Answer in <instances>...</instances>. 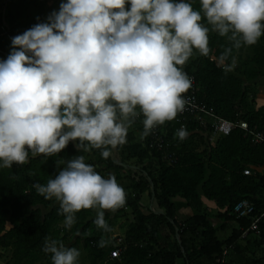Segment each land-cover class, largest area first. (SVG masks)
I'll use <instances>...</instances> for the list:
<instances>
[{"label":"trees","instance_id":"1","mask_svg":"<svg viewBox=\"0 0 264 264\" xmlns=\"http://www.w3.org/2000/svg\"><path fill=\"white\" fill-rule=\"evenodd\" d=\"M52 1L0 0L12 36L45 22L55 8L50 5ZM188 2L194 10H200V0ZM201 23L209 28V54L203 56L194 49L185 64L177 67L189 78L195 77L199 99L218 115L232 121L244 120L264 130V107L255 105L259 81L264 79V35L255 44L233 48L225 63L220 56L232 41L213 31L203 15ZM11 47V39L2 34L0 24V59L7 58ZM176 119L177 115L160 125L161 133L171 142L169 150L175 152L172 161L149 145L150 134L142 137L143 119H137L128 127L126 142L110 148L107 158L101 155L102 149L87 141L79 148L70 141L60 153L33 156L29 151L27 163L0 168V261L52 264L51 254L42 250L48 238L85 253L88 264L263 263L264 252L256 256L250 247L264 251V219L259 222V234L249 230L243 237V232L264 210V145L254 143L241 128L229 135L214 136L211 125L202 126L193 120L187 122L183 129L187 135L181 139ZM76 156H83L85 163L92 164L103 177L111 175L116 182H127L119 185L125 192L124 204L104 212L107 230L94 223L95 208L79 210L71 227H66L60 202L38 190ZM246 168L252 173L245 174ZM177 197L185 199L196 214L181 219ZM203 197L216 204L215 214L208 210ZM145 198L153 207L144 203ZM242 199L255 206L250 216L234 213V206ZM214 215L224 224L214 226L210 219ZM119 217L126 222L125 243L121 255L111 257L112 226ZM229 221L237 227L222 240L218 232ZM237 255L240 257L235 259Z\"/></svg>","mask_w":264,"mask_h":264},{"label":"clouds","instance_id":"2","mask_svg":"<svg viewBox=\"0 0 264 264\" xmlns=\"http://www.w3.org/2000/svg\"><path fill=\"white\" fill-rule=\"evenodd\" d=\"M62 0L45 22L11 38L0 59V168L27 163L32 155L51 156L67 144L87 141L102 149L126 142L132 119L143 115L142 137L173 120L184 108L190 79L184 65L198 50L207 56L209 28L232 41L252 45L264 35V0ZM137 108L139 111H137ZM179 138L187 133L178 130ZM38 190L55 197L66 227L81 209L95 208L94 223L104 230L105 209L125 202V192L99 174L83 156L67 161ZM52 264H78L80 252L55 239L42 249Z\"/></svg>","mask_w":264,"mask_h":264},{"label":"built area","instance_id":"3","mask_svg":"<svg viewBox=\"0 0 264 264\" xmlns=\"http://www.w3.org/2000/svg\"><path fill=\"white\" fill-rule=\"evenodd\" d=\"M0 24L2 34H8L10 39L13 37L10 33L9 26L5 20V8L0 10ZM214 59V58H212ZM190 87L182 93L184 98V108L182 111L177 113L176 121L180 124L181 129L186 127V124L189 120L199 122L202 126L211 125L214 129V136L216 135H229L235 128H241L244 130L246 135H250L252 141L257 144L264 145V130L257 128V126H251L249 122L241 121H232L218 115L215 109L211 106H208L206 102H203L198 97V86L194 76L190 78ZM139 111V109H137ZM137 119H144L142 113L132 118L136 121ZM149 145L153 148H158L163 151V158L170 161L175 159V152L171 149V142L166 139V137L161 133L160 125L154 127L149 133ZM245 174H251L252 171L249 168L244 170ZM255 211V206L252 202L247 199L240 200L234 206V213L238 217L250 216ZM264 219V210L260 212L253 220L252 226L250 229H244L243 237H245L249 230L256 231L260 233L259 222ZM113 242V249L111 250V257H118L121 255L124 248L125 238L122 235H113L111 236ZM227 253V250L224 251V254Z\"/></svg>","mask_w":264,"mask_h":264},{"label":"crops","instance_id":"4","mask_svg":"<svg viewBox=\"0 0 264 264\" xmlns=\"http://www.w3.org/2000/svg\"><path fill=\"white\" fill-rule=\"evenodd\" d=\"M59 1L60 0H54L55 3L53 1L50 3L52 8L55 7L54 10H56V8L60 5L61 1L60 2ZM255 103H256L255 105L258 108L264 107V79L262 81H259V93H258V96L256 98ZM140 134H141L140 132L137 133L138 137L140 136ZM262 170H264V167L262 168ZM117 184L118 185H125V184H127V182L118 181ZM203 200L207 204L208 210L211 212V214L212 213L215 214V210L217 208L216 204L213 201H209L205 197H203ZM144 203L148 204V205L150 204V206H153L152 202H149V199H147V198L144 199ZM175 203H176L177 208H178V215L181 219L186 220V219L190 218L193 214H196V211H194L188 207L187 201L185 199H183L181 197H177L175 199ZM103 211L104 212H110V211H113V209H105ZM95 215H97V209H95ZM210 219L212 220L214 226H219L224 222V220L219 219L215 215L212 216ZM125 223L126 222H125L124 217H119V218H117V220H114V225L112 226L113 230H112L111 236L116 235V234L125 236V232H126ZM235 227H237V223H235L233 221L227 222V225L219 230V232H218L219 238L222 240L227 239L231 235V233ZM250 252L255 254L256 256H261V255H263L264 251L261 248L253 246V247H250ZM239 257L240 256L237 255V256H235V259H238ZM2 261H0V264H3ZM83 263L88 264V260L86 258L85 253H80V256L78 258V264H83ZM263 264H264V262H263Z\"/></svg>","mask_w":264,"mask_h":264},{"label":"water","instance_id":"5","mask_svg":"<svg viewBox=\"0 0 264 264\" xmlns=\"http://www.w3.org/2000/svg\"><path fill=\"white\" fill-rule=\"evenodd\" d=\"M152 191H153V194H154V187H152ZM152 205H153V203H152ZM151 207H153V206H151ZM177 232H178V230H177ZM258 264H263V263H258Z\"/></svg>","mask_w":264,"mask_h":264},{"label":"rangeland","instance_id":"6","mask_svg":"<svg viewBox=\"0 0 264 264\" xmlns=\"http://www.w3.org/2000/svg\"><path fill=\"white\" fill-rule=\"evenodd\" d=\"M60 1L62 2V0H60ZM60 1H59V2H60ZM58 9H59V6L56 8V10H58ZM2 263L4 264V262H3V261H2ZM83 264H85V263H83Z\"/></svg>","mask_w":264,"mask_h":264}]
</instances>
